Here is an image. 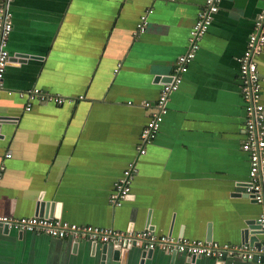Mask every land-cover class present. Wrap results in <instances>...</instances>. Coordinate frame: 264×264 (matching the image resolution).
Masks as SVG:
<instances>
[{
	"label": "crops",
	"instance_id": "0c3cea01",
	"mask_svg": "<svg viewBox=\"0 0 264 264\" xmlns=\"http://www.w3.org/2000/svg\"><path fill=\"white\" fill-rule=\"evenodd\" d=\"M1 1V0H0ZM206 0H14L11 63L0 94V216H35L38 200L78 225L175 239L242 244L263 207L238 184L245 107L238 59L263 0H224L197 58L169 101L158 137L139 160L131 198L115 184L138 156L140 136L170 82ZM148 25L135 34L148 12ZM263 80L264 55L257 59ZM34 88L65 99L33 102ZM11 158H7V155ZM264 242V234L249 243ZM0 226V264H257L143 248L123 250Z\"/></svg>",
	"mask_w": 264,
	"mask_h": 264
},
{
	"label": "built area",
	"instance_id": "2783aa9c",
	"mask_svg": "<svg viewBox=\"0 0 264 264\" xmlns=\"http://www.w3.org/2000/svg\"><path fill=\"white\" fill-rule=\"evenodd\" d=\"M14 0L0 1V94L5 90V74L11 63L8 50L10 36L13 32V14L10 4ZM224 0H206L193 26L188 51L177 60L171 81L163 85L158 100L154 103L145 102L146 108L153 110L151 119L143 129L138 146V156L124 171L122 178L115 184L110 197L113 207H120L132 194V186L138 172L141 157L147 154L148 147L158 137L161 125L169 112V101L176 93L189 66L195 61L199 53L201 42L208 33L220 11ZM152 9L141 17L135 34L143 32L148 25V15ZM264 55V0L263 8L255 19V27L249 35L244 54L238 59L239 88L244 101V140L242 150L248 156L249 179L244 189L251 200L263 207V213L257 219L264 234V102L263 80L259 74L257 59ZM21 97L28 99L27 110L30 111L33 102H54L63 104L65 99L51 96L34 88L27 92H20ZM0 118V124H1ZM11 158V155H7ZM0 226L15 229L20 232L47 235L57 239H73L76 242L87 240L93 244L120 246L123 250L143 248L145 251L161 250L171 254H183L188 257H199L222 261L228 258H238L244 261L264 264V242L259 245L249 244H220L213 241L175 239L171 236L157 235L147 229L144 231H119L113 228H103L92 225H78L60 218L40 216L12 217L0 216Z\"/></svg>",
	"mask_w": 264,
	"mask_h": 264
},
{
	"label": "water",
	"instance_id": "95a60500",
	"mask_svg": "<svg viewBox=\"0 0 264 264\" xmlns=\"http://www.w3.org/2000/svg\"><path fill=\"white\" fill-rule=\"evenodd\" d=\"M171 81V78L169 79ZM2 121L0 126L2 125ZM246 187V183L245 184H238V188H237V195H244L247 198H249L246 194H244V189ZM131 197L128 198V200ZM127 200V201H128ZM126 201V202H127ZM55 206V204L45 201L43 199L38 200V202L36 203V212H35V216H40V217H48V218H54V214H53V207ZM56 218H59L58 216H55ZM248 225V229L245 231V239L243 241L242 244H249V245H255L253 244V242L249 243V237L251 235H255V234H263V231H261V227L258 223V220H251L250 222L247 223ZM6 229H8L7 227H4ZM149 230L153 231L155 233V231L152 228H148ZM128 231H133L132 229H129ZM156 234V233H155ZM209 242L212 240H208ZM257 245H259V243H257ZM106 247L108 245H105ZM116 255H119L122 251V248L120 246H116ZM153 251H149L147 254H152ZM192 259H196L195 257H192ZM226 259H223L222 262H224Z\"/></svg>",
	"mask_w": 264,
	"mask_h": 264
}]
</instances>
